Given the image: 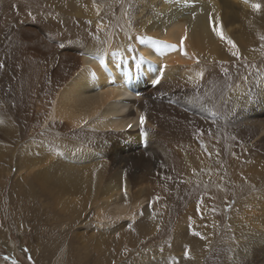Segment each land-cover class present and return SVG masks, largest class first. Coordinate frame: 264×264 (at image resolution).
Listing matches in <instances>:
<instances>
[{
    "label": "bare ground",
    "instance_id": "obj_1",
    "mask_svg": "<svg viewBox=\"0 0 264 264\" xmlns=\"http://www.w3.org/2000/svg\"><path fill=\"white\" fill-rule=\"evenodd\" d=\"M105 1L109 15H119L120 27L115 26V30L110 20H97L98 9L84 6L82 0H0V36L2 30L5 33L0 39V65L5 74L0 73L7 80V98L13 101L11 105L0 99V141L14 144L26 139L20 152L15 148L10 153L11 148L0 144V159L10 153L0 165V176H10L14 166L12 188L21 190L36 182L52 199L60 195L59 203H64L61 207L68 214L75 216L87 210L79 224L95 227L94 242L107 250L100 264H152L136 249L131 250V258L120 260L119 255L116 261L118 252L126 247L127 235L117 230L133 223V229L152 233L155 228L151 224L168 221L173 214L171 203L164 204L162 198L154 201L150 195L171 189L166 182L169 172L177 173L179 163L200 150L192 138L198 118L194 114L202 118L206 112L192 96L210 79L205 70L219 68L227 75L221 79L225 84L232 83L231 67L247 61L261 63L263 48L258 43L264 36V8H254L249 0H135L126 8L124 0L115 11L118 0ZM26 4L90 20L85 21L92 32L83 31L78 19L62 26L56 21L38 27L27 20L12 22L15 15L8 14H16ZM214 27L222 31L223 39ZM261 79L257 75L237 80L230 91L232 104L227 105L237 114L241 134L240 138L236 133L235 145L230 147L232 183L244 184L235 183L240 194L227 219L232 221L237 214L242 230L237 236L230 234L226 245L214 244L208 254L221 210L213 207L215 212L206 217L192 243L194 264H206L211 255L213 264H264V200L258 199L264 195V165L258 157L248 158L257 149L264 152V76ZM17 108L22 124L16 128L11 121H20L14 117ZM142 115L144 125L140 124ZM184 143L190 144L193 153L182 147ZM162 148L168 158L161 156ZM223 176L217 170L214 180ZM225 191L218 193L229 197ZM243 193L247 195L240 199ZM191 196L190 192L184 203L190 204ZM147 200L152 202V214L147 211ZM249 204L253 205L248 208ZM142 209L148 214L143 230L139 223L145 219L138 218ZM221 213L223 223V207ZM175 230L181 239L186 235ZM187 264H193L192 259H187Z\"/></svg>",
    "mask_w": 264,
    "mask_h": 264
},
{
    "label": "rangeland",
    "instance_id": "obj_2",
    "mask_svg": "<svg viewBox=\"0 0 264 264\" xmlns=\"http://www.w3.org/2000/svg\"><path fill=\"white\" fill-rule=\"evenodd\" d=\"M251 1L254 3V5L259 4L260 8H264V0H249L247 2L250 3ZM134 2L135 0H131V1L127 0L126 8L128 7L131 8ZM82 3L84 6L90 7L93 10L95 8L98 9L97 12L98 14L96 13L97 20L100 19V17L101 18L103 17L102 19L104 20H110L109 23L111 24L110 25L111 27H114L113 30H115V26L120 27V23L118 22L119 15L118 14H115L116 16L109 15V13L107 12L108 8L106 7L105 0H82ZM122 3H124V0L117 1V3L115 4L116 5L115 11L118 10V8L122 5ZM42 10L43 9L40 10L35 6L26 4L16 14L9 13L8 15H15L10 19L12 20V22L15 21V19L18 20L20 19L23 22L27 20L31 23V25L37 27L41 23L46 22L48 24H53L55 21L61 22L60 25L62 26L67 23H74V21L78 19L77 18L78 16L77 17L71 16L74 15L73 13L62 14L59 12L57 13L49 12L48 10L45 9L43 11ZM51 14L53 15L51 16ZM104 16L107 18H105ZM78 20L81 21L80 23L82 24L81 27L82 30L86 31V33L91 34L92 31L90 30L92 29V26L87 24V22L89 23L90 20H86L85 18H80ZM82 21L83 22L85 21L87 25H85V22L83 24ZM5 32L8 34L7 29L5 30ZM2 37H5V33L3 30L0 39ZM260 41L261 42H259L258 44L262 45L263 48L261 49L260 52V58H263L261 59V63L257 62V64H255L247 61L246 63L243 64L240 63L237 66L231 67L230 73L232 72L234 76L231 80L232 83L221 84V79L225 78L227 75L223 74V71H221L217 67L214 69L210 68L208 70H205L204 74H209L208 76H210V79H207V81L201 86L200 91L196 95L197 97L192 96V98L195 99L196 101L195 103L197 105L205 107L206 115L203 116L202 118L201 117L199 118V116L196 113L195 114L193 113L196 117H198L197 120L199 121L195 120L197 124L194 123L195 122L194 119H192L193 121H190L192 124H195L192 138L195 145L199 147L198 150L200 149L199 150L200 152L196 151V153L195 152L193 153V149L191 148L190 144L184 143L182 147L184 149L190 148L192 153L196 156L192 155L188 157L185 155V157L188 158L184 157L185 158L184 162L179 163L178 172L177 173L169 172L170 175H168L167 180L166 179L165 180L166 182L168 181L169 184H171L172 186L171 189H167L161 193H154L153 195H150L154 201H157V199L162 198L160 200H163L164 202L166 201L164 204L167 205L171 203L173 205L171 206L172 209L171 211L174 210L173 214L169 216L168 221L167 220L164 221L165 223L164 222L159 223L155 226L154 224H151L150 226L155 228L152 231V233L149 231V229L146 230L145 232L138 231L137 228L133 229V227L135 226L132 225L133 223H128L126 225L127 227L125 226L126 228L123 227L122 229H118L117 233L119 231L120 232L119 234L123 235V233L124 234L127 233V235H125V239H124V241L126 240V247L122 248L121 251L118 252V255L116 256V261H119L118 260L119 255H120V260L121 258L122 259L131 258L129 256L132 252L131 250L136 249V251L139 250L138 252L145 256L144 257L146 258L145 260L148 259L147 261L151 262L152 264H184V263L187 264V259H192V263L194 264L196 257L192 256L191 253L192 243L193 241H195L196 234H198L199 230L203 228L202 226L206 223V217L210 215L212 211L213 212H215V210L217 211L216 206L219 210L220 209L221 210H220V216L218 217V221H217L218 223L214 227V230L216 229L217 231L219 230L220 231L217 232L213 230V233L211 235L212 242H210L207 247L208 254L212 253L214 244H217L219 242L218 245H221L222 244L221 242H223L222 245H226L228 243L227 242L228 236L230 234L237 236V232L242 230L240 226L241 223H239L242 222V220L236 214L238 211L237 212L235 211L234 213L236 214L235 215L236 218L232 220L234 223L227 219L231 216L230 215L228 217L229 213L232 214L229 211L234 206L238 193L240 194V192H238L239 191L238 186L235 183L237 184L240 183L239 185L241 186L244 185L243 182L241 183V181L235 182V179H234L235 183H232L233 177H231L230 163L233 156L230 147L233 148V146L235 145L234 142H236V138H237L236 133H238L239 129L237 128L238 127L237 114L234 111L230 112L231 110L227 107V105L232 104V101L230 99L231 96L230 91L238 84L239 81L237 80L245 77L254 79L258 75V79H260V81H263L261 78L264 76V36L261 38ZM88 42L89 44L93 43L92 37L88 38ZM94 44L97 45L100 44L99 46H102V43L100 42H95ZM0 54H2L1 45H0ZM3 67L4 66L0 67V72L5 74V72H3L4 70ZM1 73H0V96H4V97H0V99H4L3 103L5 104H8L10 102L11 105H13V101L7 98L8 89L5 85L7 83V80ZM201 76H203V72L201 73ZM236 77L238 79L235 81ZM204 101L206 102L204 103ZM3 103L0 101V104ZM16 113L18 115L16 114V116L14 117L20 120L19 108H17ZM11 122L13 123V125L15 124L14 127L16 128L18 127V125H20V123L22 124V120H20L18 123L15 120H12ZM235 128H236V132H235ZM238 136H240L241 138L240 133H238ZM22 140L19 139L14 144L8 142L7 140L2 142L0 141V144L4 143V145L2 144L3 147L5 146L6 148L8 147L11 148V150L9 149L10 153H12L13 151L12 149L15 148H16L15 152H20L23 149V147H25L26 145V139H22ZM49 140L53 141L51 139ZM163 148L165 149L164 146ZM163 148L160 152L161 156L168 158V154L164 151ZM10 153L8 154L9 156L7 155L0 159V165L5 164V162L10 157ZM197 153L201 157L197 156L198 155ZM203 157L205 158V160ZM251 157L253 158L258 157L260 160L259 163L264 165L263 151L257 149V151H255L253 155H251L248 158L251 159ZM207 159L209 163H207ZM214 162L216 164H214ZM225 162L227 163L225 164ZM227 164L230 165V168L229 165ZM7 166H9V164H7ZM186 167L188 169V172L187 169H184ZM13 168L14 166H12V170ZM12 170H10L11 171L9 174L10 176L8 177H4L3 175L0 176V264L2 263L3 264H100L103 261V257L101 256L104 255L107 250L104 247H101L100 249L97 246V244L94 242L95 238L93 235H95L94 233H96L95 227L93 226L84 227L83 225L79 224V221H82V218L86 216L85 214L87 210L83 211L82 213L79 212L80 215L79 213H76L75 216L68 214L67 213L68 211H66L63 207H61V204L64 203L63 202L59 203L62 200V197L58 195L56 200L52 199L50 195H48L44 191H41L37 187L36 182L31 183L30 187L28 188L24 187L21 190L12 188V184L14 183V179H13L14 170L13 172ZM217 170L222 172L224 175L218 181L214 180V174L216 173ZM2 179L3 182L1 181ZM221 182L223 183L222 186L218 187L216 184ZM232 187H234V189ZM215 188L217 189L219 188V189L216 191ZM224 189L226 190L225 191L226 193H230L229 197L227 195L224 196V193L221 194L218 193L219 191ZM244 189L245 187L242 190ZM190 192L192 196L191 199H189V202L191 201L194 203L193 204L190 202L191 206L188 203V201L184 203L185 198H187V195H189ZM172 194L175 196V198L172 196ZM246 195L247 194L243 193L242 198L240 199H243V197H245ZM48 197L49 200L47 199ZM257 197L258 195L256 194L254 198H252V200L253 201L256 200ZM194 199L196 202L193 201ZM258 199L264 200V195H260ZM149 200L145 202L147 203L146 204L148 208L147 211L150 214H152V212L154 211L153 205L151 204L152 202H150ZM158 203L161 204V202ZM218 203L220 204L218 205ZM252 205L249 204L248 208H250V206ZM213 207L215 208V210H212ZM222 207L224 213L223 217L226 218V219L224 218L225 220L223 219L224 220L223 223L220 219L222 217L221 216ZM175 209L177 210L175 211ZM201 210H204V212ZM147 215L148 214L144 212V209L140 211L138 218L145 219L143 220L144 222L139 223L140 228L142 230H143L142 226H145V224L148 223V221L146 220ZM34 217L36 218L35 220ZM235 220L236 222L238 221L237 224ZM90 221L92 220L90 219ZM231 223L233 225H231ZM39 224H42V226L40 225L41 226L40 227ZM158 226L160 227L157 228ZM38 227H40V229ZM177 228L179 231H183V233L186 234V235L182 234V239L178 235H176L178 233L176 234L174 233L176 231L175 229ZM91 233L92 235H90ZM175 237L177 238V240H175ZM187 237L190 238L188 239ZM11 243L14 244L13 247H11ZM111 245L113 246L112 243L108 244L106 248L107 249L110 248ZM127 250L128 252L126 253ZM53 256L54 258H52ZM148 257L150 258V260ZM205 258L206 257L204 256V262L207 259ZM179 259H182V261L178 263ZM208 263L213 264L212 255L208 258L206 264Z\"/></svg>",
    "mask_w": 264,
    "mask_h": 264
},
{
    "label": "snow or ice",
    "instance_id": "obj_3",
    "mask_svg": "<svg viewBox=\"0 0 264 264\" xmlns=\"http://www.w3.org/2000/svg\"><path fill=\"white\" fill-rule=\"evenodd\" d=\"M253 7L256 8V9H259V8H260V5H259V4H256V5H254ZM213 31H215L216 34H217L218 36H220L222 39L224 38V37H223V33H222V31L218 30V29L215 28V27L213 28ZM228 43L231 44L233 47H235V45L233 44V42H232L231 40H228ZM0 67H2V65H0ZM156 83H159V80H157ZM144 123H145V117L142 115V116H140V124H141V125H144ZM129 127H131V125H129ZM145 135H146V134H145Z\"/></svg>",
    "mask_w": 264,
    "mask_h": 264
}]
</instances>
